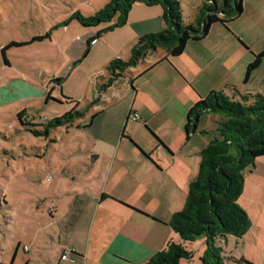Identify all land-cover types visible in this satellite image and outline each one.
<instances>
[{"label": "crops", "instance_id": "0c3cea01", "mask_svg": "<svg viewBox=\"0 0 264 264\" xmlns=\"http://www.w3.org/2000/svg\"><path fill=\"white\" fill-rule=\"evenodd\" d=\"M162 13L160 5L135 2L126 24L100 36L91 49L93 46L101 48L102 55H106L117 47L127 48L125 56L128 58L140 35L165 28ZM220 31L221 28L212 25L205 38L190 41L180 56L167 57V51L162 47L151 51L124 77L128 78V81L125 79L128 84L123 95L130 93V96L122 104L124 97L108 103L102 94L101 100L92 105L97 109L93 122L84 125L91 129L98 122L102 123L103 131L95 138L93 148L67 152L57 146L49 147L39 156L45 162L39 167L43 171V202L50 207L49 226L52 229L44 236L54 255L50 264H141L164 249L170 240L182 241L169 222L173 214L184 207L189 182L199 170L201 150L209 142L208 135L202 133V130H209L208 126L201 125L203 116L198 130L187 137V112L212 90L235 86L240 93L252 92L245 84L249 83L252 74L247 81L244 76L254 55L245 56L233 40L237 51H230ZM111 60L103 65L108 74L99 73L104 81L109 76L106 66ZM138 73H143L139 77L144 76L146 84H150L151 99L132 102L145 83L136 82L137 78L134 81ZM263 84L260 91L264 89ZM152 92L166 96L165 101H156ZM180 94L183 98L174 101ZM102 100L105 103H100ZM73 101L77 100H70L72 106ZM80 106L81 103L78 108ZM112 108L115 110L110 113ZM130 112H137L140 119L131 120ZM205 115L216 118L213 114ZM106 124L109 129H105ZM124 128L126 136H122ZM143 131L148 135L144 136ZM256 164L259 180L255 181L252 211L242 205L252 220V227L258 216L264 222L263 206L260 205L264 198V155L257 158ZM245 191L246 187L242 194ZM225 240L227 246L228 236ZM39 243L40 235L34 232L31 246L36 248ZM186 245L194 256L180 264H200L205 245L199 255L195 253L193 243ZM67 249L72 251L70 255L75 261L61 259V253ZM249 261L256 264L252 259Z\"/></svg>", "mask_w": 264, "mask_h": 264}, {"label": "rangeland", "instance_id": "374dc122", "mask_svg": "<svg viewBox=\"0 0 264 264\" xmlns=\"http://www.w3.org/2000/svg\"><path fill=\"white\" fill-rule=\"evenodd\" d=\"M109 1L0 0V264H50L53 259L54 255L44 240L46 232L52 228L49 226V204L43 202V171L39 168L45 162L39 156L49 147L57 146L67 152L72 149L93 148L95 138L103 131L102 123L98 122L91 129L88 128L90 126H84L97 110L92 106L73 125L56 127L49 137L36 136L32 129H41L42 124L69 111L72 108L70 100H81L78 109L83 110L91 101L87 99L96 96L97 83L102 84L104 81L99 73L108 74L103 65L110 59L126 58L127 48L123 50L117 47L110 54L102 55L101 48L96 49L94 46L91 49L93 51L83 57L87 39L104 25L85 27L76 20L63 24L73 12L90 15ZM202 2L203 0H182L185 23L193 21L197 7ZM242 4L243 12L240 16L228 21L227 25L216 22L213 26L221 28L219 33L225 37L230 51H237L233 40L244 51L245 56H253L263 48L264 0H243ZM47 31H51L48 38L30 42L33 36ZM11 41L30 43L8 48L6 56L9 65L6 66L1 47ZM137 75L139 77V73ZM251 76L249 83H245L248 90L253 93L262 92L264 61ZM53 77L64 78L61 87L50 83ZM138 77L136 82H145V87L141 86L139 96L136 99L135 94L132 102H140L142 98L151 99L150 84H146L144 76ZM125 79L128 81V78H124L104 92L103 99L110 103L124 97L120 104L128 100L130 93L123 95L125 85L128 84ZM53 86L52 99L47 101L46 96ZM226 91L231 93L228 88ZM152 96L156 101H165L166 98L153 92ZM66 98L69 100H62ZM177 98L174 101L181 100L183 94ZM23 109H26V121L32 123L29 126L22 124L18 117ZM113 110L115 109L112 108L109 112ZM201 125L208 126L209 130L215 128V117L203 115ZM105 129H109V124L105 125ZM128 130L126 129L127 132ZM143 135L148 134L143 131ZM52 139L56 142L51 141ZM54 162H57V157ZM256 168L257 164L245 170L246 191L238 200L241 206L248 207L250 211L254 203L252 195L256 191L255 181L259 180ZM260 205L264 212V198ZM250 214L255 217L253 212ZM254 221V226L250 227V231L238 244L237 237L231 234L227 235V246L226 240H222L228 256L227 264H238L237 260L244 256L248 261L252 259L256 264H264V222H261V216ZM34 232L40 235V243L36 248L31 246ZM204 239L197 237L194 242H190L198 255L205 245ZM25 246L28 249L31 247V250H26ZM231 256L235 258L231 259Z\"/></svg>", "mask_w": 264, "mask_h": 264}, {"label": "trees", "instance_id": "16d2710c", "mask_svg": "<svg viewBox=\"0 0 264 264\" xmlns=\"http://www.w3.org/2000/svg\"><path fill=\"white\" fill-rule=\"evenodd\" d=\"M137 1L147 5H160L165 28L140 35L132 45L128 58H114L107 64L109 76L98 85L96 96L83 110L78 109L81 103L79 100L73 101L74 105L69 111L42 124L41 129H32L36 136L49 137L52 129L70 125L84 116L85 111L98 103L101 95L114 82L123 79L151 51L162 47L167 51V57L180 56L190 41L205 38L214 23L227 25L228 21L243 12V0H203L193 21L187 24L180 0H110L103 8L90 15L75 11L63 23L67 25L70 20H76L85 27L104 25L87 39L83 57L90 52L92 43L100 36L126 24L130 10ZM50 34L51 31H47L45 34L35 35L30 42L46 39ZM30 42L11 41L2 46L5 64L9 65L6 56L8 48ZM263 60L264 42L262 50L254 54L253 60L247 66L245 81L260 67ZM63 81L64 78L53 77L50 83L61 85ZM132 88L135 89L133 82ZM228 88L231 93L225 89L210 91L187 112V137L198 130L200 119L205 114L215 115L216 125L214 129L202 130V133L208 135L209 142L201 150L199 170L189 182L184 207L175 212L169 222L182 241L170 240L164 249L141 264H180L184 259L190 260L194 252L188 249L186 243L196 240L197 237L205 238L206 248L200 257V264H227L228 256L222 240L231 234L237 237L238 244L252 225L249 214L239 204L238 199L245 188V170L254 167L257 158L264 155V90L240 93L235 86ZM50 99L51 91L46 96L47 101ZM24 113L25 109L18 113V117L22 124L29 126L32 123L26 121ZM95 116L96 113L91 115L87 125L93 122ZM28 129L31 130L30 127ZM122 136H126L125 128ZM232 258L235 257L231 256ZM237 262L254 264L243 257Z\"/></svg>", "mask_w": 264, "mask_h": 264}, {"label": "built area", "instance_id": "2783aa9c", "mask_svg": "<svg viewBox=\"0 0 264 264\" xmlns=\"http://www.w3.org/2000/svg\"><path fill=\"white\" fill-rule=\"evenodd\" d=\"M129 118L130 119H133V120H139L140 119V115L137 112H130ZM25 249L27 250L28 249V246H25ZM71 252L72 251H70L68 249L67 250H64L61 253V259H63V260L68 259V260H71V261H75V259L73 257H71V255H70Z\"/></svg>", "mask_w": 264, "mask_h": 264}]
</instances>
